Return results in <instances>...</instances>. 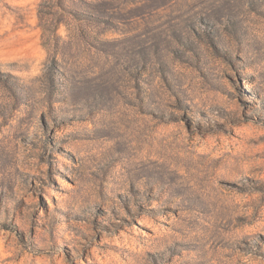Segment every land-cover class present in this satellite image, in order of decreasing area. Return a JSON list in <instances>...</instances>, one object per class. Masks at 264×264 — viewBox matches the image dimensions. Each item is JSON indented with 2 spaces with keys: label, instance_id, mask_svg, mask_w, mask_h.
<instances>
[{
  "label": "rangeland",
  "instance_id": "374dc122",
  "mask_svg": "<svg viewBox=\"0 0 264 264\" xmlns=\"http://www.w3.org/2000/svg\"><path fill=\"white\" fill-rule=\"evenodd\" d=\"M0 264H264V0H0Z\"/></svg>",
  "mask_w": 264,
  "mask_h": 264
}]
</instances>
